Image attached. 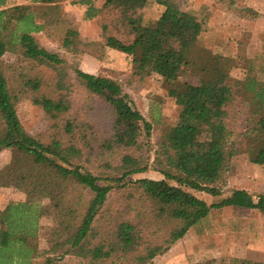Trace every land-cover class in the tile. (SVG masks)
I'll list each match as a JSON object with an SVG mask.
<instances>
[{
	"label": "trees",
	"instance_id": "trees-1",
	"mask_svg": "<svg viewBox=\"0 0 264 264\" xmlns=\"http://www.w3.org/2000/svg\"><path fill=\"white\" fill-rule=\"evenodd\" d=\"M68 1L86 8L85 20H101L103 43L128 56L134 78H158L180 108L156 146L153 124L118 80L61 58L58 50L80 56L94 47L62 11ZM204 31L178 0H0V154L11 153L0 189L26 197L0 211V264H153L212 211L264 215V195L233 189L224 197L235 157L264 169V140L242 143L264 135V34L251 59L247 39L225 56L206 45ZM6 54L28 66L11 69ZM23 101L49 118L39 137L19 118ZM149 171L163 179H134ZM182 187L222 199L208 204ZM42 231L44 249L34 244Z\"/></svg>",
	"mask_w": 264,
	"mask_h": 264
},
{
	"label": "rangeland",
	"instance_id": "rangeland-1",
	"mask_svg": "<svg viewBox=\"0 0 264 264\" xmlns=\"http://www.w3.org/2000/svg\"><path fill=\"white\" fill-rule=\"evenodd\" d=\"M30 1L12 0V3L25 4ZM93 1L98 7L105 2V0ZM178 6L182 11L197 16L205 24L204 41L214 53L233 56L238 43L245 39H247L246 53L249 58L254 59L261 50V39L264 34V0H178ZM85 10V7L72 1L62 4V11L72 15L79 23L81 41L93 43L94 47L89 53L80 56L58 50L61 58L69 65L79 64L80 69L86 73L118 80L125 92L135 100L143 116L153 124L151 142L156 146L165 134L172 133L181 112L180 108L172 98L168 97L158 78L139 80L132 76L128 56L109 50L105 46L102 40L101 20H85ZM162 10V7L156 6L155 14H159ZM4 61L7 66L15 70L28 66L27 59L14 54H6ZM73 78H75L74 74ZM17 110L23 126L32 135L39 137L47 129L48 116L32 102H21ZM263 140L264 135L245 138L242 143L248 147L258 145ZM10 160V152L1 153L0 169ZM145 178L163 179L155 171L134 176L135 180ZM182 188L208 204L218 203L222 199ZM233 189L247 190L256 196L264 195L263 167L251 164L245 155L235 157L226 175L224 197ZM91 197L90 193H86L83 202L87 204ZM25 198V195L15 188L0 189V211L10 202H23ZM113 200L117 201V197H113ZM41 224L46 227L50 224V220L44 219ZM34 244L40 249L48 246L43 231ZM231 259L264 264V215L256 211L236 213L229 208L212 211L200 227L158 257L153 264H223Z\"/></svg>",
	"mask_w": 264,
	"mask_h": 264
}]
</instances>
